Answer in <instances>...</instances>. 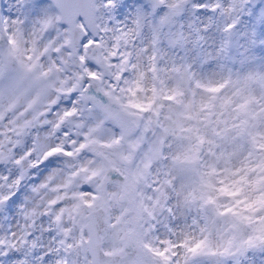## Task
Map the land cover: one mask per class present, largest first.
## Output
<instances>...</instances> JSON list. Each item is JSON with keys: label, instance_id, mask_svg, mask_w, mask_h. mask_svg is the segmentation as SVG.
Wrapping results in <instances>:
<instances>
[{"label": "snow or ice", "instance_id": "obj_1", "mask_svg": "<svg viewBox=\"0 0 264 264\" xmlns=\"http://www.w3.org/2000/svg\"><path fill=\"white\" fill-rule=\"evenodd\" d=\"M0 264H264V0H0Z\"/></svg>", "mask_w": 264, "mask_h": 264}]
</instances>
